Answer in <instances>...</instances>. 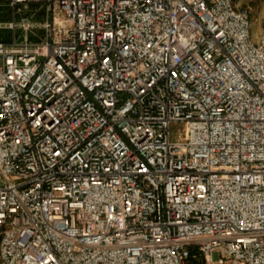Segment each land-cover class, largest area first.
<instances>
[{
    "label": "built area",
    "instance_id": "obj_1",
    "mask_svg": "<svg viewBox=\"0 0 264 264\" xmlns=\"http://www.w3.org/2000/svg\"><path fill=\"white\" fill-rule=\"evenodd\" d=\"M1 7L0 264H264V12Z\"/></svg>",
    "mask_w": 264,
    "mask_h": 264
},
{
    "label": "rangeland",
    "instance_id": "obj_2",
    "mask_svg": "<svg viewBox=\"0 0 264 264\" xmlns=\"http://www.w3.org/2000/svg\"><path fill=\"white\" fill-rule=\"evenodd\" d=\"M235 2L239 7L248 8V10L250 11V16L253 21L251 26V33H252V38L256 41L260 29L259 20L262 13L264 12V0H235ZM0 20H12L11 8L1 7ZM6 33H8L11 38L12 29H0V34H6ZM16 33H19L18 29L16 30ZM181 128L182 126L180 124H172L171 126L172 133L176 134V132L178 130H181ZM216 258H218V256L214 254V259Z\"/></svg>",
    "mask_w": 264,
    "mask_h": 264
}]
</instances>
